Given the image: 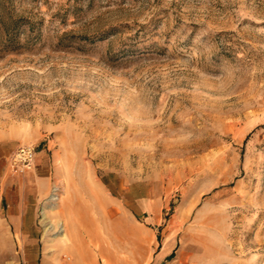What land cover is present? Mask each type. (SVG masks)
Wrapping results in <instances>:
<instances>
[{"label":"rangeland","instance_id":"rangeland-1","mask_svg":"<svg viewBox=\"0 0 264 264\" xmlns=\"http://www.w3.org/2000/svg\"><path fill=\"white\" fill-rule=\"evenodd\" d=\"M0 264H264V0H0Z\"/></svg>","mask_w":264,"mask_h":264},{"label":"built area","instance_id":"built-area-1","mask_svg":"<svg viewBox=\"0 0 264 264\" xmlns=\"http://www.w3.org/2000/svg\"><path fill=\"white\" fill-rule=\"evenodd\" d=\"M35 157V148L32 145L24 144L17 148L13 156V165L16 170L22 172L30 169Z\"/></svg>","mask_w":264,"mask_h":264},{"label":"bare ground","instance_id":"bare-ground-1","mask_svg":"<svg viewBox=\"0 0 264 264\" xmlns=\"http://www.w3.org/2000/svg\"><path fill=\"white\" fill-rule=\"evenodd\" d=\"M59 196H60V195H59ZM51 197H53V196L51 195ZM51 197H50V198H51ZM53 199H54V198H53ZM56 201H57V200H56ZM58 202H59V201H58ZM58 202H57V203H58ZM53 205H54V204H53ZM65 227H66V226H65ZM65 227H64V228H65ZM65 230L67 231V228H65ZM68 233H69V232H68ZM62 236H63V235H62ZM65 236H66V235H65ZM65 236H64V237H65ZM67 240H68V239H67Z\"/></svg>","mask_w":264,"mask_h":264},{"label":"trees","instance_id":"trees-1","mask_svg":"<svg viewBox=\"0 0 264 264\" xmlns=\"http://www.w3.org/2000/svg\"><path fill=\"white\" fill-rule=\"evenodd\" d=\"M172 256V253L168 256V258H170Z\"/></svg>","mask_w":264,"mask_h":264},{"label":"crops","instance_id":"crops-1","mask_svg":"<svg viewBox=\"0 0 264 264\" xmlns=\"http://www.w3.org/2000/svg\"><path fill=\"white\" fill-rule=\"evenodd\" d=\"M38 154H39L38 156H40V157L42 156V154H40V153H38Z\"/></svg>","mask_w":264,"mask_h":264}]
</instances>
